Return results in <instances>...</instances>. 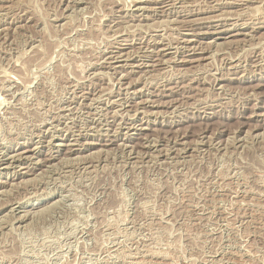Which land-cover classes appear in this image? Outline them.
I'll return each instance as SVG.
<instances>
[{"label": "rangeland", "instance_id": "374dc122", "mask_svg": "<svg viewBox=\"0 0 264 264\" xmlns=\"http://www.w3.org/2000/svg\"><path fill=\"white\" fill-rule=\"evenodd\" d=\"M0 164V264H264V0H0Z\"/></svg>", "mask_w": 264, "mask_h": 264}, {"label": "bare ground", "instance_id": "6f19581e", "mask_svg": "<svg viewBox=\"0 0 264 264\" xmlns=\"http://www.w3.org/2000/svg\"><path fill=\"white\" fill-rule=\"evenodd\" d=\"M124 2H125V1H124ZM168 3H169V2H168ZM126 10H127V9H126ZM160 12H161V11H160ZM134 26H135V25H134ZM243 35H244V34H243ZM214 42H215V41H214ZM214 44H215V43H214ZM215 46H216V45H215ZM168 47H169V46H168ZM107 50H108V49H107ZM136 53H137V52H136ZM115 55H116V54H115ZM118 55H119V54H118ZM118 55H117V56H118ZM117 56H116V57H117ZM109 57H111V56H109ZM111 58H113V56H112ZM118 58H119V57H118ZM121 59H122V58H121ZM114 60H115V59H114ZM11 85H12V84H11ZM7 87H8V86H7ZM18 89H19V88H18ZM94 100H95V99H94ZM97 110H98V109H97ZM116 113H117V112H116ZM64 125H65V124H64ZM135 130H136V129H135ZM74 140H75V139H74ZM151 142H152V141H151ZM71 144H72V143H71ZM71 144H70V145H71ZM64 146H65V145H64ZM17 150H18V149H17ZM27 151H28V150L19 151V152L17 151V154L14 155V154L12 153L13 156H12V155L9 156V155L11 154V153H10V154L8 155L9 158H8L7 155H6V157H7L9 160H13V159H15V157H19V158H21V159H27V160L29 161L30 159H33V158H30V159L28 158V157H31V155H30V156H26V155H24V157H22L23 154H25ZM29 151H30V150H29ZM1 153H2V152H1ZM4 154H5V153H4ZM154 157H155V156H154ZM4 158H5V157H4ZM19 158H17V159H19ZM5 159H6V158H5ZM8 159H7V160H8ZM36 159H37V158H36ZM32 162H33V161H32ZM4 163H5V162H4ZM31 164H32V163H31ZM37 164H38V163H37ZM4 165H5V164H4ZM0 166H1V164H0ZM80 166H81V165H80ZM5 167H6V166H5ZM9 167H11V166H9ZM12 167H14V166H12ZM16 167H17V166H16ZM18 167H19V166H18ZM26 168L30 170L32 167H29V168L26 167ZM29 170H27V171H29ZM27 171H25V172H23V173L21 172V169H20V171H16V173H15V174H16V178L18 177V174H19V175L27 174ZM28 173H29V172H28ZM7 177H8V176H7ZM13 177H14V175H13ZM13 177H12V178H13ZM14 178H15V177H14ZM24 181H25V180H24ZM26 181H27V180H26ZM21 182H23V181H21ZM29 182H30V181H29ZM23 184H24V183H23ZM24 185H25V184H24ZM11 186H12V185H11ZM0 193H1V192H0ZM48 206H49V205H48Z\"/></svg>", "mask_w": 264, "mask_h": 264}]
</instances>
